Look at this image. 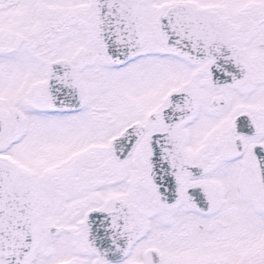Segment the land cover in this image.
<instances>
[{
    "label": "snow or ice",
    "instance_id": "snow-or-ice-1",
    "mask_svg": "<svg viewBox=\"0 0 264 264\" xmlns=\"http://www.w3.org/2000/svg\"><path fill=\"white\" fill-rule=\"evenodd\" d=\"M0 264H264V0H0Z\"/></svg>",
    "mask_w": 264,
    "mask_h": 264
}]
</instances>
